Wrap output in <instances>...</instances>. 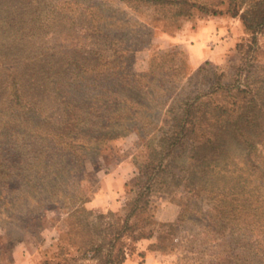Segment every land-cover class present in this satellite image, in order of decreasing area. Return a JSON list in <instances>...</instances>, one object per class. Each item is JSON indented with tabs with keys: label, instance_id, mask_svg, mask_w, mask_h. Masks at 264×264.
<instances>
[{
	"label": "rangeland",
	"instance_id": "374dc122",
	"mask_svg": "<svg viewBox=\"0 0 264 264\" xmlns=\"http://www.w3.org/2000/svg\"><path fill=\"white\" fill-rule=\"evenodd\" d=\"M262 21L0 0V264H264Z\"/></svg>",
	"mask_w": 264,
	"mask_h": 264
},
{
	"label": "trees",
	"instance_id": "16d2710c",
	"mask_svg": "<svg viewBox=\"0 0 264 264\" xmlns=\"http://www.w3.org/2000/svg\"><path fill=\"white\" fill-rule=\"evenodd\" d=\"M158 1H165V0H158ZM174 2H179L180 0H173ZM231 3V1L229 2ZM234 7H233V10H234V13H236L242 6V3L240 2L239 4H233ZM261 26H264V21H262L260 23Z\"/></svg>",
	"mask_w": 264,
	"mask_h": 264
},
{
	"label": "crops",
	"instance_id": "0c3cea01",
	"mask_svg": "<svg viewBox=\"0 0 264 264\" xmlns=\"http://www.w3.org/2000/svg\"><path fill=\"white\" fill-rule=\"evenodd\" d=\"M148 263H149V258H147L146 263H143V264H148ZM138 264H139V262H138Z\"/></svg>",
	"mask_w": 264,
	"mask_h": 264
}]
</instances>
